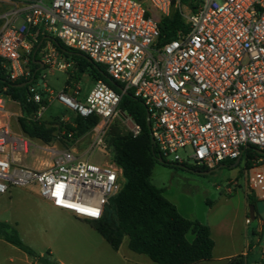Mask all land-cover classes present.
<instances>
[{
	"label": "built area",
	"instance_id": "2783aa9c",
	"mask_svg": "<svg viewBox=\"0 0 264 264\" xmlns=\"http://www.w3.org/2000/svg\"><path fill=\"white\" fill-rule=\"evenodd\" d=\"M175 13L185 28L160 43V22ZM55 39L124 85L117 93L96 82L85 101L59 92L56 99L76 114L96 115L103 125L127 119L137 136L140 126L119 110L122 96L131 93L147 107L163 160L184 165L192 159L214 169L240 163L250 147L264 152V0H0V71L10 81L31 75L35 47L44 68L66 70L70 65L58 60ZM31 91L40 103L41 94ZM5 97L0 95V195L33 185L55 207L99 220L123 187L121 169L88 163L71 150L43 169L19 165L29 143L1 123L12 117ZM102 145L99 134L92 148ZM245 158L248 194L264 202V154Z\"/></svg>",
	"mask_w": 264,
	"mask_h": 264
},
{
	"label": "rangeland",
	"instance_id": "374dc122",
	"mask_svg": "<svg viewBox=\"0 0 264 264\" xmlns=\"http://www.w3.org/2000/svg\"><path fill=\"white\" fill-rule=\"evenodd\" d=\"M37 59H41V51ZM58 60L70 66L64 71L57 67L42 68L35 85L39 91L45 92L48 88L54 93L45 92L48 105L37 118L48 127L56 128L51 142L45 143L24 134L18 124L20 115H17V105L5 97L7 111L16 110L18 113L2 118L1 123L9 124L14 134L29 143L28 152L20 155L21 164L43 169L56 161L57 154L73 148V152L88 163L116 165L113 161L114 149L109 142L116 135L130 134L131 122L120 117L106 125L99 121L84 137L78 140H70L69 136L66 138V125H72L77 114L61 104L56 99L57 94L65 91L78 101H85L96 82L89 72L77 77L75 61L60 52ZM99 134L103 136L104 145L92 148ZM246 155L247 152L237 166L233 167L236 162L230 166L232 161H226L210 169L212 172L207 175L194 172L196 166L192 159L181 165L173 163L171 158H165L164 163L155 165L151 182L176 206L182 217L211 228L216 251H256L251 258L255 261L264 251V224L260 223V219L264 221V202L254 194H248ZM247 195H251L255 201L259 215L255 219H252ZM247 218L251 225L246 223ZM0 222L12 225L23 243L35 253L29 255L0 236V264H42L40 258H44L48 264H120L124 256L154 264L147 256L130 250L128 237L123 239L117 250L119 252H116L92 227L91 220L52 207L33 185L11 187L7 194L0 195ZM260 229L262 231L255 235L254 232ZM200 264L216 263L205 261Z\"/></svg>",
	"mask_w": 264,
	"mask_h": 264
},
{
	"label": "trees",
	"instance_id": "16d2710c",
	"mask_svg": "<svg viewBox=\"0 0 264 264\" xmlns=\"http://www.w3.org/2000/svg\"><path fill=\"white\" fill-rule=\"evenodd\" d=\"M181 28H185V24L179 14L164 18L160 22L159 42L166 43L174 39ZM42 40L43 35L39 37V42ZM44 43L45 40L42 46ZM53 46L66 58L75 61L77 77L89 72L95 82L101 81L117 93L124 89V85L114 80L103 65L95 63L85 54L66 47L58 39L54 40ZM38 53L35 47L28 61L31 75L27 79L10 81L6 72L0 71V95L18 102L21 109L18 124L24 134L49 143L55 137L56 128L48 127L37 119L39 110L48 105L46 93L36 89L42 101L36 103L32 100L31 88H35L42 70L36 63ZM119 109L140 126L141 132L137 136L132 133L116 135L109 142L114 149L113 161L122 169L125 182L121 191L110 199L102 217L92 220V227L116 251L123 239L128 237L130 250L147 256L155 264H199L210 261L215 247L210 227L182 217L176 206L151 182L153 169L156 164H160V156L148 128L147 107L143 101L128 93L122 96ZM99 121L96 115L82 117L77 114L74 123L66 125V138L69 134L70 140L84 137ZM246 152L248 155H257L253 147ZM234 163L232 161L229 165L233 166ZM193 170L201 173L210 169L196 166ZM247 200L249 205L255 206L251 195H247ZM0 236L23 252L35 255L9 223L0 222ZM243 259V256H238L231 264H244Z\"/></svg>",
	"mask_w": 264,
	"mask_h": 264
},
{
	"label": "crops",
	"instance_id": "0c3cea01",
	"mask_svg": "<svg viewBox=\"0 0 264 264\" xmlns=\"http://www.w3.org/2000/svg\"><path fill=\"white\" fill-rule=\"evenodd\" d=\"M40 61V60H39ZM39 61H36L37 64L40 65L41 69L44 68L42 66L41 63H39ZM10 99V98H8ZM11 100V99H10ZM14 104L17 105V108L19 110V114H17L18 112H16V110L13 111H8L9 113H13V114H17L18 116L21 115V109H20V106L18 104V102H15L13 100H11ZM71 151H74V149H70ZM18 164L19 165H22V166H26L28 167L27 165H23L21 164V160H22V157H18ZM47 201V200H46ZM49 202V201H47ZM49 204L56 208V209H59V210H62V211H65V212H68V213H71L73 216L75 217H78L76 216L73 212H70V211H67V210H63V209H60V208H57L55 207L51 202H49ZM256 217H259L258 213H257V208L256 206H254V215L252 216V219H255ZM79 218H82V217H79ZM83 219H86V218H83ZM89 220V219H88ZM92 221V220H91ZM260 223L261 224H264V221L260 219ZM250 225L252 224L251 222L249 223ZM211 229V228H210ZM262 230H256V232H254V234L256 235L257 233H260ZM212 233V231H211ZM213 238V236H212ZM116 252H119V251H116ZM256 251H216V244H215V247H214V251H213V256H212V259L210 261H213L215 262L216 264H231V262L233 261V259H235L236 257L238 256H243L244 257V264H264V251H261V256L259 258V260H251L253 254L255 253ZM258 252V251H257ZM135 253V252H134ZM137 254V253H136ZM141 255V254H140ZM145 256V255H144ZM251 256V257H250ZM202 262H205V261H202ZM154 263V262H153ZM201 263V262H200ZM199 263V264H200ZM120 264H150V263H145V262H141L139 260H136L134 257H122L121 261H120ZM155 264V263H154Z\"/></svg>",
	"mask_w": 264,
	"mask_h": 264
},
{
	"label": "water",
	"instance_id": "95a60500",
	"mask_svg": "<svg viewBox=\"0 0 264 264\" xmlns=\"http://www.w3.org/2000/svg\"><path fill=\"white\" fill-rule=\"evenodd\" d=\"M120 90L122 91V89H120ZM147 124H148V128H149V131H150L151 139L153 141L152 134H151V121H150L149 112L147 113ZM255 151L257 153H259V154H264V152H262V151H259V150H255ZM159 163H164V161H163V159L161 157H159ZM238 164H239V160L236 161V163L234 164L233 167L237 166ZM211 172H212L211 170H208V171H205V172H201L200 174L207 175V174H210ZM250 213H251V216L254 215V206L253 205L250 206ZM39 262L42 263V264H48V262L44 258H40Z\"/></svg>",
	"mask_w": 264,
	"mask_h": 264
},
{
	"label": "snow or ice",
	"instance_id": "6c2138e0",
	"mask_svg": "<svg viewBox=\"0 0 264 264\" xmlns=\"http://www.w3.org/2000/svg\"><path fill=\"white\" fill-rule=\"evenodd\" d=\"M97 213L96 212H92V215H96Z\"/></svg>",
	"mask_w": 264,
	"mask_h": 264
}]
</instances>
